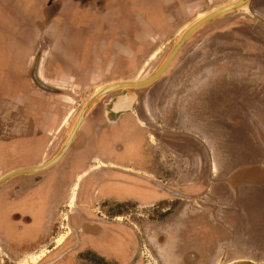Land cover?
I'll return each instance as SVG.
<instances>
[{"label":"crops","instance_id":"crops-1","mask_svg":"<svg viewBox=\"0 0 264 264\" xmlns=\"http://www.w3.org/2000/svg\"><path fill=\"white\" fill-rule=\"evenodd\" d=\"M56 2L0 0L3 122L5 112L10 116L11 108L52 110L68 103L70 97L139 81L158 57V50L171 39L158 40L164 28L156 25H170L171 18L167 8L171 3L162 0H97L92 7L69 0L51 9ZM156 7H162V12H156ZM10 9L15 11L14 18ZM251 13L243 18V23H231L225 29L218 26L208 39L211 62L192 65L182 77L185 96L195 97L185 114L187 122L182 130L187 134L182 140L172 142L166 135L152 132L149 125L142 129L144 125L134 117L138 103L134 92L97 108L102 100L78 131L77 136L93 126L98 139L111 138L119 129L124 135L136 137V143L130 148L124 146L123 153L102 160L97 190L106 199L132 201L140 208H161L163 217L148 222L146 244L166 258V264L170 248L177 252L175 261L185 259V264H264L261 258H229L235 241L264 232V0H252ZM231 33L233 39H226ZM34 64V79L50 89L66 92V96L32 89L28 76ZM204 65L209 66L210 77L202 74ZM118 71H124V77L117 76ZM199 76L209 86L198 93L195 82ZM115 99L117 103L112 105ZM51 120L49 126L41 124L42 129L47 128L48 142L56 127ZM111 126L115 130L111 131ZM0 131L4 133V125L0 124ZM142 136L152 145L151 154L143 153ZM196 136L201 138L199 142L194 140ZM10 138L0 137V148L10 145ZM23 139L24 136L16 137L14 142H25ZM194 144L199 145L200 154L193 149ZM203 144L209 145V175L204 168ZM242 158L250 161L238 165ZM17 159L19 164L25 162L27 168L35 165L24 157ZM42 160L44 157L36 164ZM12 170L10 157L0 156V177ZM155 183L170 188L176 195L160 190ZM92 217L89 223L97 227L98 233L80 235V244L71 257L59 256L49 264H88L87 253L98 257L115 255L120 264L128 262L139 241L135 232L123 225L104 227ZM43 218L36 226L39 235L47 229L49 217ZM112 234L114 240L110 238ZM190 253L196 255L194 259L186 258Z\"/></svg>","mask_w":264,"mask_h":264},{"label":"flooded vegetation","instance_id":"flooded-vegetation-1","mask_svg":"<svg viewBox=\"0 0 264 264\" xmlns=\"http://www.w3.org/2000/svg\"><path fill=\"white\" fill-rule=\"evenodd\" d=\"M245 16L248 15L244 14L240 16L242 19H238L237 21L243 23V18ZM230 19L231 17H226L217 22L219 24L214 23L215 25L212 24L211 28L209 27L207 30L204 29L198 33L196 35L198 39L194 40L195 37L179 52L178 56L170 65V68L157 83H154L148 88L132 91L138 95V103L135 106L136 110L134 112V117L135 120L137 119V121L144 125L142 129L146 130L149 125L152 132L156 131L158 135L160 134L162 136L164 134V136L166 135L167 139H170L172 142L184 138L183 136L187 134L186 131L182 130L187 122L185 114L188 112V109L192 107V104L195 103V97L185 96L186 94L183 92L185 80H183L182 77L189 71L192 65L198 63L209 64L211 62V46L210 40L208 39L217 32L216 29L218 26L224 29L227 28L228 25L231 24L229 22ZM226 22L228 23L224 24ZM161 26H163V24ZM161 26L156 25L157 28ZM164 27L165 26H163V28ZM12 28L17 29L18 27L16 28L15 25H12ZM222 42L224 41L222 40ZM170 49L171 47L164 56L160 57V60H158L159 57L155 58L156 65L154 66L155 61L153 64L149 65L146 73H144L146 74L144 75L145 77L139 81L146 80L157 72L170 53ZM34 67L35 64L28 76L32 89L44 93L51 91L56 96H66V92L50 89L45 84H43L45 87L44 90L39 89L36 86V82L39 83V80L36 78L34 79ZM208 67L209 66L204 65L202 74L210 77ZM208 86L209 83L203 82V78L199 76V80L195 82V89L197 90L195 92L199 93L201 89ZM123 94V91L111 93L103 100L101 107L99 106L97 108H102V106H105L106 102ZM68 100V103L60 104L59 107L73 108L74 97H70ZM36 105L40 107L41 104ZM59 111V108H53L51 110V108L33 107L13 108V111L10 112V115L16 121L14 125L12 127L10 126V129H8L10 133L9 136L11 137L12 135L10 144L16 143L14 142L16 137H23L24 134H35L31 139L25 136V139H23L26 140L23 143H30L32 145L20 156L26 158V162L35 164L27 169L44 166L53 160L60 152L65 141H60L58 129L60 127L67 128V126L64 121L60 126L59 121L54 120L55 114ZM50 120L53 122L52 126L55 124L56 127L51 131L52 136L48 142V134H46L47 128L42 129L41 124L42 126H49L50 123H48V121ZM122 120L119 122L121 123ZM116 122L117 121L114 123ZM63 124L65 126H63ZM110 130H115V127L111 126ZM119 130L120 131L115 132L113 137H107V139L103 140L101 138L98 139L97 129L90 126L77 136L71 149L67 155H65L66 157L55 165V167L34 175H29L28 177H26V175L18 176L0 187V259L2 264L4 263V257L12 259L14 256H17L19 258L18 264H49L55 261L59 256H62L63 259L71 257V254L74 253L73 250L80 244V235L98 233L97 227L89 223L90 216H93L92 218L94 220H100L104 227L106 226L107 228L114 229V226L123 225L135 232L139 241L135 248L136 251L133 252V255H129L126 264H146V257L148 255L146 248L149 247H151L152 251L157 255L155 256L158 262H160V264H166V258H161V256L154 251L152 246L148 247L147 244L144 243L147 241L148 237L143 242L144 238L141 230L134 227V225L132 226L128 223L123 224L120 221V218H122L121 215L118 217L115 216L112 219L95 216L97 209H104V211H106L115 208V213L121 214L122 208L128 207L129 205L140 208L138 204L132 201H114L103 198V193L97 190L98 174H100L104 166L102 160L109 159L110 156H115L116 153H123L125 151V149H123L125 143L117 138L127 135H124L121 129ZM53 132H55V134H53ZM142 139L141 148L143 153L151 154L153 150L152 145L150 143L147 144L143 136ZM198 139L201 140V138L197 136L194 138L196 142H199ZM203 146L207 147L206 144H203L202 147ZM197 147L199 148V145L194 144V149H197ZM203 151L205 153V150ZM208 155L210 156L209 151ZM20 156L16 158L10 157V163H18L17 158ZM42 157H44V160L36 164ZM104 168H108V166ZM16 170L18 169H14L11 172ZM52 171H56L57 175L53 174ZM48 172L51 173L48 174ZM154 185L162 191L176 195L174 194L175 192H172V190L166 186L158 183ZM89 205L91 208H89ZM43 206L49 207V209L45 211L42 209ZM157 208L159 210L161 209L160 207ZM151 209L154 210L155 208ZM46 216L49 217L46 219L47 229L44 234L39 235L37 234L38 230L36 226L40 220L43 217V219H45ZM80 220H82L81 225H79ZM146 225H148V223ZM110 238L114 240V234H112ZM159 241H161V239ZM152 245L155 246L154 242ZM169 254L167 264L187 263L185 259L175 261L174 257H176L175 255L177 254L176 250L170 248ZM85 256L87 257L86 263L88 264L121 263L120 258L115 255L98 257L94 253H87ZM195 256L196 255L193 253H190L186 258L194 259ZM159 258L164 261H160Z\"/></svg>","mask_w":264,"mask_h":264},{"label":"rangeland","instance_id":"rangeland-1","mask_svg":"<svg viewBox=\"0 0 264 264\" xmlns=\"http://www.w3.org/2000/svg\"><path fill=\"white\" fill-rule=\"evenodd\" d=\"M66 1H69V0H57V2L54 3V5L52 6L51 9L54 10L56 8L61 7L62 4L66 3ZM78 1L80 3L85 2L88 5V6L86 5V7H89V6L92 7V4H94L97 0H78ZM162 1L165 4L168 3V5L171 3L170 7H167L168 9L170 8V12H168V14H170L171 18H170V25H167L168 22H165L166 24H165V27L163 29L164 32L161 36L158 35V38L160 37L158 40L163 41V40H166L168 37H170L171 39L169 40V42L165 43V45L163 46L164 48H160V50H158V55H157L159 57L158 60H160V57H162L166 54V52L168 51V49L170 47L172 49L174 43L179 38V36L182 34L178 31H180L182 29L185 31L190 25H192L194 22H196L197 20H199L200 18H202L206 14H208L214 10H217L221 7L227 6V5L233 3L237 0H186L185 2L175 1V0H162ZM155 4H159V6L161 5V3L157 2V1H155ZM161 10H162V7H158V8L156 7L155 8L156 12H162ZM9 12L11 14V17L14 18V16H12V15H15V11L10 9ZM243 15L244 14H242V13H234V14L228 15L226 17H231V19L229 21L230 23H232V22L238 23L237 20L242 19V17H240V16H243ZM16 17H18V16H16ZM221 20H223V19H221ZM219 21L220 20L209 24L204 29L207 30L209 27L211 28L212 24H214V23L216 24ZM227 23L228 22H226L224 24H227ZM239 23H241V22H239ZM217 24H219V23H217ZM157 25L161 26L162 24H157ZM230 25H233V24H230ZM162 27L163 26H161V28ZM203 30H201V31H203ZM196 35L192 39H190L188 41V43H190L196 37ZM228 38H229V40L233 39V34L232 33L228 34L226 36V39H228ZM197 39L198 38L196 37L194 40H197ZM155 65H156V60H155L154 66ZM123 73H124V71H122V72L118 71L117 76L124 77ZM95 94L96 93H93V94L85 93L84 95H82V94L77 95L74 97L73 108H59L60 111L57 114H55L54 120H58L60 126H61L62 122L64 121L66 126H67V128L66 127L65 128L60 127L58 129V136H59L61 142L65 141L64 144L66 143V141L68 139V135H69L75 121L77 120L79 114L81 113L83 107L85 106L86 102H88L90 100V98L92 96H94ZM209 109L210 108H207L208 111H209ZM12 111H13V108L10 109V112H12ZM256 113H258V112H256ZM8 114H9V112L6 111L4 122L2 121V119H0V124L4 125V133H3V131H0V137L1 138H3V137L7 138L9 136L8 126L12 127L14 125V123L16 122L15 119H13L11 115L9 117ZM13 116H14V114H13ZM257 116H258V114H257ZM262 116H264V113L262 114ZM63 126H65V125L63 124ZM53 134H55V132H53ZM23 136L29 137L28 139H31L35 136V134H33V135L24 134ZM11 137H12V135H11ZM117 139L120 140L121 142L125 143L124 145L125 146L127 145L128 148H130V145H132L133 143H136V137L134 135H129V136L127 135L125 137L119 136ZM64 144H63V146H64ZM31 145L32 144H30V143H23V142L12 143V144L6 146L4 149L0 148V156H3V155L7 156L8 155V157L16 158L17 156L24 154L26 149L28 147H31ZM194 150H196L197 153L200 154V149L198 147H197V149H194ZM203 150H205V154L203 156H205V158H206V164H205L204 168L207 170L208 175H209L210 174V168H211V161H210V157L208 155L209 145L207 147L203 146ZM241 152H243V148H242ZM248 161H250L249 158L246 160H244L242 158L239 160L238 165L248 164ZM11 169L24 170V169H27V164L25 162H22L20 164H19V162L16 164H11ZM52 172H53V174L57 175L56 171L55 172L52 171ZM50 173L51 172H48V174H50ZM29 175H34V174H29ZM29 175H26V177H28ZM252 205H253L252 202H250V206H252ZM263 205H264V202H263ZM160 211L161 210H159L157 207L153 210V209L136 208V206L133 207L132 205H129L128 207L126 206V207L122 208L121 214L115 213V208L108 209L106 211H104V209H102V210L97 209L95 216H97V217L99 216L102 218L107 217V219H112L115 216L118 217L119 215H121L122 218H120V221L123 224L128 223L132 226L134 225V227H136V228L138 227L141 230L142 236H143L144 241H145L147 239L146 233L148 230L146 224L151 220L161 219L163 216H162V214H160ZM98 212H100V213H98ZM249 237L247 239H244V241H239V240L235 241V245L233 244V246L231 248V257H229L230 259H232V258L233 259H250V260H255V259H259V258L264 259V232H262V233L258 232L256 234H252ZM144 243H146V241ZM147 246L149 247V244H147ZM146 251H148V253H147L148 255L146 257L147 258L146 264H160V262H158V260L155 256L156 254L152 251L151 247L146 248ZM154 251H156V253H157V250H155V248H154ZM18 261H19V258L17 256H14L12 259L4 257V263L3 264H18L19 263Z\"/></svg>","mask_w":264,"mask_h":264},{"label":"water","instance_id":"water-1","mask_svg":"<svg viewBox=\"0 0 264 264\" xmlns=\"http://www.w3.org/2000/svg\"><path fill=\"white\" fill-rule=\"evenodd\" d=\"M251 3L252 0H237L227 6L221 7L217 10H214L196 22H194L192 25H190L182 34L179 36V38L174 43L170 53L165 58L164 62L160 66V68L157 70V72L151 76L150 78L142 81H136V82H124V83H118L113 84L110 86H107L100 91H98L94 96L90 98L88 102H86L85 106L83 107L81 113L79 114L77 120L75 121L69 135L66 143L60 150V152L57 154V156L45 164L44 166L34 168V169H24V170H16L11 172L10 174L2 177L0 179V187L10 180L21 176V175H29V174H37L42 171H45L47 169H50L57 165L66 155L68 152L70 146L74 142L78 131L80 130L82 124L86 120V118L93 112L95 107L104 100L108 95H110L113 92L116 91H123L124 95L128 96L130 92L133 90H141L144 88H148L154 83H156L158 80H160L166 71L169 69L170 65L174 61V59L177 57L179 52L182 50V48L188 43L190 39H192L197 33H199L201 30H203L205 27H207L209 24L221 20L225 18L228 15H232L234 13H242L245 15H252L251 13ZM38 80V79H37ZM36 86L39 89L44 90V85L39 81V83L36 82ZM116 102V99L113 101L112 105ZM112 109V108H111ZM0 264H2L0 259Z\"/></svg>","mask_w":264,"mask_h":264}]
</instances>
